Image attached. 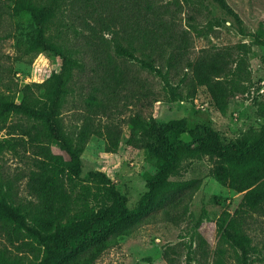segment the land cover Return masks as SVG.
Returning a JSON list of instances; mask_svg holds the SVG:
<instances>
[{"label":"rangeland","instance_id":"obj_1","mask_svg":"<svg viewBox=\"0 0 264 264\" xmlns=\"http://www.w3.org/2000/svg\"><path fill=\"white\" fill-rule=\"evenodd\" d=\"M227 1L244 19L248 35L239 33L235 18L215 0H62L57 15L50 21L48 35L72 47L76 55L86 60L85 71L77 74L74 92L63 108L66 128L75 132L89 116L101 126L117 123L123 128L117 151L106 149L104 137H90L82 154V175L90 170H104L128 196L130 206H135L148 190L147 182L158 169L157 153L165 143L171 122H185L186 131L181 135L187 140L188 130L198 124H210L226 141L243 143L250 142L264 124L257 105V90L264 87V46L254 44L251 35L264 27V0ZM12 3L13 0H0V92L20 100L26 84L45 81L60 69L61 60L53 54L29 49L35 24L28 14L14 16ZM161 20L172 28L174 41L151 39L149 47H155L156 63L169 68L167 90L160 76L115 52L117 38L124 44L132 42L140 54L142 50L149 52L142 35L154 30ZM242 42L250 50L242 82L246 91L231 92L225 110L217 107L205 85L198 87L193 101L168 100L172 90L182 96L192 93L187 83L194 69L189 64L203 56L220 55L227 69L234 68ZM180 48L183 53L169 67L166 59ZM99 60L118 63L127 84L114 101L92 108L86 98L96 92L95 70L100 67ZM259 96L264 100V93ZM137 111L155 117V127L144 138L143 147L127 142V120ZM26 123V118L12 115L0 129V141L5 144L0 150V176L13 179L23 200L30 197L27 175L36 157L35 147L23 131ZM53 148L65 155L60 147ZM217 163V157L210 155L186 158L172 178L193 179V184L136 222L108 233L105 239L116 238L117 243L93 264H234L236 251L221 241L216 220L224 210L234 211L242 194L214 178ZM247 232L254 245L249 263L264 264V211L248 218ZM13 240L9 229L0 222V249L16 252L17 242ZM96 244L81 248L64 264L86 256Z\"/></svg>","mask_w":264,"mask_h":264},{"label":"trees","instance_id":"obj_2","mask_svg":"<svg viewBox=\"0 0 264 264\" xmlns=\"http://www.w3.org/2000/svg\"><path fill=\"white\" fill-rule=\"evenodd\" d=\"M215 1L235 18L239 33L248 35L244 19L229 2ZM61 4L62 0H48L47 3L13 0L12 3L14 16L28 14L35 24L29 49L53 54L60 58L61 65L45 81L26 84L20 100L0 92V129L12 115L26 118L23 131L35 147L36 154L34 166L27 175L28 200L19 197L13 179L0 176V222L14 237L13 243L17 242L16 252L9 248L0 249V264H64L75 252L97 242L86 256L66 263L93 264L108 247L117 243L116 238L105 239L108 233L129 226L170 197L189 188L193 179H174L172 173L186 158L203 155L217 157L218 163L212 173L214 178L242 194L238 207L234 211L224 210L216 224L221 241L236 251L234 264H250L249 255L254 245L247 232L248 218L264 211V124L250 142L243 143L226 141L210 124H198L188 130L190 139L187 140L181 135L186 131L185 122H171L164 136L165 143L157 153L158 169L147 182L148 190L135 206H130L128 196L104 170H90L87 175H82V154L90 137H104L106 149L117 151L123 128L117 123L101 126L91 116L75 132L65 126L63 108L74 92L77 74L85 71L86 60L76 55L72 47L48 35L50 21L57 15ZM251 35L254 44L264 46L263 26ZM142 37L146 47L151 45V39L174 41L172 28L163 20ZM239 47L241 52L234 60V68L227 69L220 55L212 58L203 56L189 64L194 69L187 83L192 93L182 96L172 90L168 100L193 101L198 87L205 85L217 107L225 110L231 92L246 91L242 82L250 50L246 42L240 43ZM138 49L132 42L124 44L118 38L115 40V52L119 57L136 60L143 69L160 76L167 90L170 71L156 63L155 47H149V52L142 50L141 54ZM182 53L180 48L171 54L166 59L168 66H172L173 60ZM159 54L162 55L163 51L159 50ZM98 63L96 92L86 98L92 108L105 107L106 103L114 101L127 84L118 63L112 64L109 60H99ZM257 101L258 113L264 118V100L258 97ZM127 123L130 128L127 142L143 147L144 138L155 127V117L137 111ZM4 146L0 141V150ZM54 146L60 147L65 155L56 153Z\"/></svg>","mask_w":264,"mask_h":264},{"label":"built area","instance_id":"obj_3","mask_svg":"<svg viewBox=\"0 0 264 264\" xmlns=\"http://www.w3.org/2000/svg\"><path fill=\"white\" fill-rule=\"evenodd\" d=\"M264 83V80L262 81V84ZM264 93V87L262 86L259 90H257V95L258 97H260L259 95L260 94H263Z\"/></svg>","mask_w":264,"mask_h":264}]
</instances>
